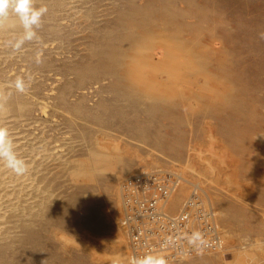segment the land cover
<instances>
[{"label": "rangeland", "instance_id": "1", "mask_svg": "<svg viewBox=\"0 0 264 264\" xmlns=\"http://www.w3.org/2000/svg\"><path fill=\"white\" fill-rule=\"evenodd\" d=\"M156 168L223 238L161 264H264V0H0V264H131Z\"/></svg>", "mask_w": 264, "mask_h": 264}, {"label": "built area", "instance_id": "2", "mask_svg": "<svg viewBox=\"0 0 264 264\" xmlns=\"http://www.w3.org/2000/svg\"><path fill=\"white\" fill-rule=\"evenodd\" d=\"M180 180L177 172L165 168L132 172L122 180L121 222L131 264H157L215 251L220 245L216 215L198 187L177 208L169 202Z\"/></svg>", "mask_w": 264, "mask_h": 264}, {"label": "bare ground", "instance_id": "3", "mask_svg": "<svg viewBox=\"0 0 264 264\" xmlns=\"http://www.w3.org/2000/svg\"><path fill=\"white\" fill-rule=\"evenodd\" d=\"M178 178H179V176H178ZM180 178H181V176H180ZM181 181V180H180ZM180 181H178V183H177V185H176V188L173 190V192H172V196H171V198H170V200H169V202H171V205L173 206V197H174V195L176 194V192L178 191V188H179V186H180ZM214 215H216V212L214 211ZM215 220H216V223H215V225H216V227H217V232H219L218 234H221V237H220V241H221V243H220V245H218V247L216 248V250H218L219 249V247L221 246V244H222V242H223V238H222V231H221V228H220V226H219V223H218V221H217V218L215 217ZM126 232V231H125ZM130 248V247H129ZM215 250V251H216ZM211 252H214V251H210V252H205V253H211ZM200 254H204V253H198V254H196V255H191V256H189V257H194V256H197V255H200ZM189 257H187V256H183V257H179L178 259H174V260H171V259H169V260H164V261H161L160 263H157V264H161V263H164V262H169V261H178V260H181V259H186V258H189ZM129 261H130V254H129ZM150 264V263H149Z\"/></svg>", "mask_w": 264, "mask_h": 264}]
</instances>
